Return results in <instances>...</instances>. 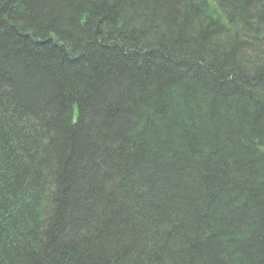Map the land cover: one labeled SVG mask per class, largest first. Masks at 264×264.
<instances>
[{"label":"trees","instance_id":"obj_1","mask_svg":"<svg viewBox=\"0 0 264 264\" xmlns=\"http://www.w3.org/2000/svg\"><path fill=\"white\" fill-rule=\"evenodd\" d=\"M0 264H264V0H0Z\"/></svg>","mask_w":264,"mask_h":264}]
</instances>
